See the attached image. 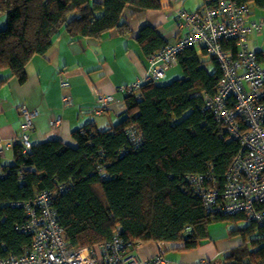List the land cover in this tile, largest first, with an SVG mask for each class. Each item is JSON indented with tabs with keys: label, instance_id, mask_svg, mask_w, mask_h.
<instances>
[{
	"label": "trees",
	"instance_id": "1",
	"mask_svg": "<svg viewBox=\"0 0 264 264\" xmlns=\"http://www.w3.org/2000/svg\"><path fill=\"white\" fill-rule=\"evenodd\" d=\"M230 1L264 9V0ZM215 4L217 0H205L197 10ZM162 9L161 0H0L5 20L0 71L22 84L27 63L43 56L62 32L71 40L100 41L112 30L127 37L126 11L135 15ZM136 40L147 58L168 45L150 25L140 28ZM234 46L233 40L224 45L232 53ZM206 62L213 64L212 70L203 67ZM176 64L180 78L163 85L143 80L127 93L114 126L100 129L87 123L72 131L74 146L49 140L23 152L16 142L12 163L5 166L0 158V256H20L33 241L32 235L16 230L28 218L13 203L48 192L68 248H95L118 237L191 251L210 241L212 224L225 223L227 234L241 243L223 254L222 264H264V223L241 213H207L186 179L207 173L213 179L208 186L222 190L241 150L235 139L221 137L222 127L205 109V97L216 91L218 64L194 47L183 49ZM131 129L140 141L136 147L128 136ZM61 185L69 188L66 193L59 191ZM241 221L248 224L235 228Z\"/></svg>",
	"mask_w": 264,
	"mask_h": 264
},
{
	"label": "built area",
	"instance_id": "2",
	"mask_svg": "<svg viewBox=\"0 0 264 264\" xmlns=\"http://www.w3.org/2000/svg\"><path fill=\"white\" fill-rule=\"evenodd\" d=\"M250 6H238L230 0H217L215 5H206L200 10L177 12L179 21L178 39L149 57V70L144 81H159L165 72L177 63L178 54L185 48L194 47L213 57L218 64L220 77L215 94L205 97V109L222 127L221 137L235 139L241 150L233 159L225 175L222 190L208 186L213 179L205 174L186 177L196 194L202 199L203 207L211 214H244L249 220L264 223V63L260 62L255 50L249 47L252 33H264V19L258 22L249 19ZM235 42V52L226 49L227 41ZM205 69L209 68L204 63ZM141 81L126 86L122 92L131 93ZM60 86L69 88V82L60 73ZM72 103L63 98V105ZM100 114L102 108L113 104L109 96L98 95ZM122 107V104H114ZM23 122L20 143L23 152L32 147L29 132L33 129L36 112L21 107ZM59 125V119L55 120ZM130 142L140 145L134 130L128 133ZM3 146L0 144V156ZM67 185L59 186L66 193ZM22 207L27 221L16 227L21 233L32 235V244L20 256H0V264H171L162 253L151 260H143L136 254L138 244L114 237L95 248H68L63 240V230L58 223L57 213L52 206V196L48 192L37 195L32 201L15 202ZM165 251L163 243H159Z\"/></svg>",
	"mask_w": 264,
	"mask_h": 264
},
{
	"label": "crops",
	"instance_id": "3",
	"mask_svg": "<svg viewBox=\"0 0 264 264\" xmlns=\"http://www.w3.org/2000/svg\"><path fill=\"white\" fill-rule=\"evenodd\" d=\"M161 1L164 9L159 11L135 15L126 11L125 18L131 29L127 37L112 30L104 34L100 41L85 38L71 40L62 32L53 39L43 56H34L27 63L26 80L22 84L8 71H0V144L3 146L0 158L3 165L12 163V147L20 142L21 107L37 113L33 118V129L29 132L32 145L59 140L74 146L72 131L87 123L93 122L100 129L114 126L119 120L120 107L112 105L104 113L95 114L99 108L97 96H109L113 104L123 106V98L128 92L121 89L145 78L150 63L136 40L140 28L144 25L156 27L167 44H174L178 34H182L176 19L177 12H194L205 2L195 0L196 6L189 7V0ZM249 19L256 22L264 19V9L250 6ZM4 24L5 20L0 16V28ZM249 47L260 53V60L264 63V33H252ZM206 63L209 66L207 69L212 70L213 64ZM176 65L165 72L162 80L168 81L172 74L181 77L182 73L173 70ZM60 73L69 82V88H61ZM64 97H69L72 103L63 105ZM95 117L101 118V121H95ZM58 119L59 125L55 126ZM209 237L208 243L191 251H179L173 247L167 249L165 244V251H161L159 243H140L135 251L143 260H151L162 253L171 264H216L223 254L241 243L240 238L227 234L225 223L212 224Z\"/></svg>",
	"mask_w": 264,
	"mask_h": 264
},
{
	"label": "rangeland",
	"instance_id": "4",
	"mask_svg": "<svg viewBox=\"0 0 264 264\" xmlns=\"http://www.w3.org/2000/svg\"><path fill=\"white\" fill-rule=\"evenodd\" d=\"M200 1H201V0H200ZM187 5H188L189 7H195V6H196V1H195V0H189L188 3H187ZM0 16H2V15L0 14ZM173 70H178V71L181 73L179 65L174 66V69H173ZM172 73H173V71H172ZM168 77H169V75L167 76V78H168ZM173 77H174V78H173ZM179 77H180V76H175V74H172V78H171V79H168V81H167V80H162V79H161L160 81H158V83H159L160 85L167 84V83H170V82L174 81L175 79H177V78H179ZM143 80H144V79H142L141 81H143ZM94 120L100 122V121H101V118L95 117ZM114 121H116V119H114ZM116 123H117V122H115V124H116ZM115 124H113V125H115ZM103 129H105V128H103ZM247 224H248L247 221H241L239 224H236V225H234V226H235V228H243V227H245ZM230 226H233V225H230ZM228 227H229V226H228ZM251 238H252V239L259 238V236H258V235H252ZM239 242H241V239H239ZM263 243H264V241H263ZM222 261H223V259H222V257H221V258H220V261H219V264H220V263L222 264Z\"/></svg>",
	"mask_w": 264,
	"mask_h": 264
}]
</instances>
